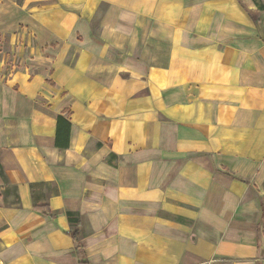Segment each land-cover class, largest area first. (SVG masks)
<instances>
[{
	"label": "crops",
	"instance_id": "0c3cea01",
	"mask_svg": "<svg viewBox=\"0 0 264 264\" xmlns=\"http://www.w3.org/2000/svg\"><path fill=\"white\" fill-rule=\"evenodd\" d=\"M3 40L0 264H264V0H0Z\"/></svg>",
	"mask_w": 264,
	"mask_h": 264
},
{
	"label": "trees",
	"instance_id": "16d2710c",
	"mask_svg": "<svg viewBox=\"0 0 264 264\" xmlns=\"http://www.w3.org/2000/svg\"><path fill=\"white\" fill-rule=\"evenodd\" d=\"M68 111L66 114H59L56 118V132H55V145L59 147H66L68 145V136L70 130V121L67 117ZM48 212L47 209L43 210ZM263 217H264V206H263ZM75 243H78V233L75 231L71 234ZM78 247V244H77Z\"/></svg>",
	"mask_w": 264,
	"mask_h": 264
},
{
	"label": "rangeland",
	"instance_id": "374dc122",
	"mask_svg": "<svg viewBox=\"0 0 264 264\" xmlns=\"http://www.w3.org/2000/svg\"><path fill=\"white\" fill-rule=\"evenodd\" d=\"M15 54H11V51L9 49L7 41L4 40L1 41L0 44V60L2 57L4 58V64H5V71L8 73L11 71V69H14L19 67L17 56H14ZM14 65V67H13Z\"/></svg>",
	"mask_w": 264,
	"mask_h": 264
}]
</instances>
